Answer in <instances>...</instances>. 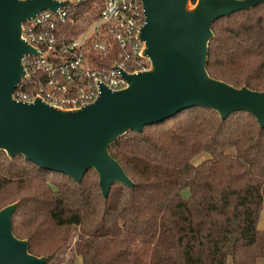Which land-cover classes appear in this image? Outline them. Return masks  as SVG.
Segmentation results:
<instances>
[{"label":"trees","instance_id":"16d2710c","mask_svg":"<svg viewBox=\"0 0 264 264\" xmlns=\"http://www.w3.org/2000/svg\"><path fill=\"white\" fill-rule=\"evenodd\" d=\"M88 8L66 18L74 35L96 19ZM211 29L208 74L263 92L264 4ZM108 151L133 187L106 198L95 171L77 184L0 152V210L18 203L13 234L28 253L46 264H264V129L250 114L223 121L195 107Z\"/></svg>","mask_w":264,"mask_h":264},{"label":"water","instance_id":"95a60500","mask_svg":"<svg viewBox=\"0 0 264 264\" xmlns=\"http://www.w3.org/2000/svg\"><path fill=\"white\" fill-rule=\"evenodd\" d=\"M145 26L140 35L149 68L123 75L119 91L101 87L99 98L78 110L48 106L41 99L23 103L12 96L24 75L23 57L36 55L25 43L22 24L40 12L62 5L53 0H0V152L21 156L39 168L82 182L88 170L98 175L106 198L116 184L132 188L109 147L130 132L162 123L195 107L216 112L226 120L248 113L264 129V91L237 89L206 71L212 25L264 0H141ZM18 203L0 210V264H46L28 253V242L13 234Z\"/></svg>","mask_w":264,"mask_h":264},{"label":"built area","instance_id":"2783aa9c","mask_svg":"<svg viewBox=\"0 0 264 264\" xmlns=\"http://www.w3.org/2000/svg\"><path fill=\"white\" fill-rule=\"evenodd\" d=\"M62 5L46 9L22 24V37L36 55L23 57L24 75L13 98L32 103L39 98L62 110L94 103L101 87L125 88V75L149 68L140 35L145 26L141 0H53ZM98 11L96 19L77 35L65 20L83 6Z\"/></svg>","mask_w":264,"mask_h":264},{"label":"rangeland","instance_id":"374dc122","mask_svg":"<svg viewBox=\"0 0 264 264\" xmlns=\"http://www.w3.org/2000/svg\"><path fill=\"white\" fill-rule=\"evenodd\" d=\"M194 4H195V0H192L191 3H189L188 7L191 9V8L194 6ZM205 157H206V156H204V155H202V156H200V157H197V158L193 161V163L196 165V164H198L199 162H201L202 160H204ZM185 193H186V192H185ZM185 193H184V194H185ZM75 264H81L79 258H76V259H75Z\"/></svg>","mask_w":264,"mask_h":264}]
</instances>
